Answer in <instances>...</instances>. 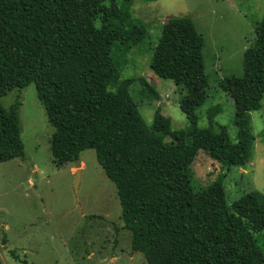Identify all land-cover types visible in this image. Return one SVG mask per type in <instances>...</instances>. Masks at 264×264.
Segmentation results:
<instances>
[{
  "label": "trees",
  "instance_id": "1",
  "mask_svg": "<svg viewBox=\"0 0 264 264\" xmlns=\"http://www.w3.org/2000/svg\"><path fill=\"white\" fill-rule=\"evenodd\" d=\"M132 1L0 0V164L25 158L22 104L6 109L2 99L35 84L55 128V163H77L83 151H96L115 184L134 253L148 264H264V194L252 191L229 204L224 184L228 171L247 166L253 156L251 113L264 100V18L244 52L243 76L220 83L234 103L232 141L215 122L217 109L209 111V127H199L197 110L210 85L204 38L189 17L167 19L150 68L182 89L180 108L192 131H173L161 109L152 126L146 124L130 91L136 80H121L131 48L149 37L121 6ZM138 80L147 95L159 97L144 78ZM201 150L223 171L212 185L219 210L210 221L193 184L192 165Z\"/></svg>",
  "mask_w": 264,
  "mask_h": 264
},
{
  "label": "rangeland",
  "instance_id": "2",
  "mask_svg": "<svg viewBox=\"0 0 264 264\" xmlns=\"http://www.w3.org/2000/svg\"><path fill=\"white\" fill-rule=\"evenodd\" d=\"M124 3V2H123ZM120 5L130 20L146 28L149 37L132 47L121 69V80L134 78L130 91L146 124L157 109L171 119L173 131L191 133L192 125L180 108L184 93L173 81L150 68L155 44L168 18L189 17L204 38L208 99L197 110L199 127L208 128L209 111L215 122L236 140L234 103L220 83L243 76L244 52L255 41V26L264 18V0H133ZM71 75L65 74L64 78ZM144 78L159 97L147 95ZM115 90V88H113ZM21 102V137L25 158L0 164V262L2 264H148L132 251V233L124 229L115 184L107 177L94 149L81 153L77 163L57 166L51 151L55 128L38 99L35 84L16 89L2 99L6 109ZM255 137L247 166L232 168L224 179L228 203L245 194H264V100L251 113ZM170 138H167L169 141ZM221 165L201 150L192 165L193 184L205 220L219 210L212 185ZM77 170L80 184L76 189Z\"/></svg>",
  "mask_w": 264,
  "mask_h": 264
},
{
  "label": "water",
  "instance_id": "3",
  "mask_svg": "<svg viewBox=\"0 0 264 264\" xmlns=\"http://www.w3.org/2000/svg\"><path fill=\"white\" fill-rule=\"evenodd\" d=\"M80 170H77V180H76V184H75V188L77 189L79 187L80 184Z\"/></svg>",
  "mask_w": 264,
  "mask_h": 264
}]
</instances>
